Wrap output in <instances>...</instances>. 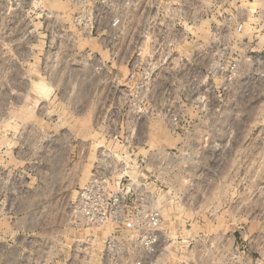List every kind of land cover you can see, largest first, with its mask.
I'll list each match as a JSON object with an SVG mask.
<instances>
[{
  "label": "rangeland",
  "instance_id": "1",
  "mask_svg": "<svg viewBox=\"0 0 264 264\" xmlns=\"http://www.w3.org/2000/svg\"><path fill=\"white\" fill-rule=\"evenodd\" d=\"M18 3L0 0V264H104L108 233L73 220L113 155L150 160L164 264H264V0H139V38L86 41L37 39Z\"/></svg>",
  "mask_w": 264,
  "mask_h": 264
},
{
  "label": "built area",
  "instance_id": "2",
  "mask_svg": "<svg viewBox=\"0 0 264 264\" xmlns=\"http://www.w3.org/2000/svg\"><path fill=\"white\" fill-rule=\"evenodd\" d=\"M60 1L64 8L44 10L42 0H19L21 12H27L26 7L29 6L28 12L35 15V21L39 24L38 28L33 27L37 39L86 41L139 38V0ZM151 21L145 18L147 24ZM26 24L23 21V25ZM28 25L31 26L32 23L29 21ZM21 31V39L26 41L32 30L26 32L24 27ZM234 31L240 33L242 25L238 24ZM163 38V34H155L154 30L150 32L151 58L170 55L168 50L160 48L161 44L158 42ZM172 42L170 40L169 45ZM46 53L47 56H52L56 51L51 49ZM192 55L197 56V52ZM32 56L39 57L41 61L39 54ZM260 59L261 56H255L254 62L259 63ZM155 63L156 61L150 63L151 76L158 68ZM3 70L14 69L7 66ZM37 70H42V66L39 65ZM236 70L237 63L233 60L229 66L231 76L228 80H232V72ZM168 100L169 97L166 101ZM135 133L136 128L133 127L130 131L131 140ZM116 156L100 157L90 179L78 193L73 224L77 228L98 229L108 233L102 251L104 264H164L160 236L163 214L155 206L160 194L150 191V160L135 156L132 158L131 155H120V158ZM129 168L145 169L148 176L143 180H132L126 174ZM180 228L179 225L178 229Z\"/></svg>",
  "mask_w": 264,
  "mask_h": 264
},
{
  "label": "crops",
  "instance_id": "3",
  "mask_svg": "<svg viewBox=\"0 0 264 264\" xmlns=\"http://www.w3.org/2000/svg\"><path fill=\"white\" fill-rule=\"evenodd\" d=\"M196 56V55H195ZM35 58H38L39 59V57H35ZM40 60V59H39ZM38 60V61H39ZM21 62H23L24 64L22 65V67H24V69H19V70H21V71H24V72H27L28 70H30V67H32V66H36V63H39V62H37L36 60L34 61V63H32V64H30V65H27V60L25 59V60H21ZM20 62V63H21ZM39 67V66H38ZM37 66H36V68L34 69V71H36L37 70V68H38Z\"/></svg>",
  "mask_w": 264,
  "mask_h": 264
}]
</instances>
